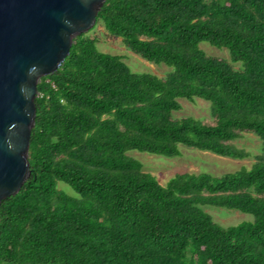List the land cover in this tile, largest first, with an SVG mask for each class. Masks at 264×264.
<instances>
[{
    "label": "trees",
    "instance_id": "1",
    "mask_svg": "<svg viewBox=\"0 0 264 264\" xmlns=\"http://www.w3.org/2000/svg\"><path fill=\"white\" fill-rule=\"evenodd\" d=\"M98 21L171 71L132 73L88 34L72 40L36 85L30 173L0 202V264H264V0H104ZM194 98L208 102L209 123L171 116ZM243 132L260 154L218 176L183 172L160 185L126 154L175 157L182 146L240 160L248 154L232 141ZM199 206L252 220L222 227Z\"/></svg>",
    "mask_w": 264,
    "mask_h": 264
},
{
    "label": "water",
    "instance_id": "2",
    "mask_svg": "<svg viewBox=\"0 0 264 264\" xmlns=\"http://www.w3.org/2000/svg\"><path fill=\"white\" fill-rule=\"evenodd\" d=\"M104 0H0V202L29 176L36 85L94 25Z\"/></svg>",
    "mask_w": 264,
    "mask_h": 264
},
{
    "label": "rangeland",
    "instance_id": "3",
    "mask_svg": "<svg viewBox=\"0 0 264 264\" xmlns=\"http://www.w3.org/2000/svg\"><path fill=\"white\" fill-rule=\"evenodd\" d=\"M86 34L95 38V47L102 53L117 55L132 73H148L156 77H164L171 71V68L164 64H152L138 55L133 54L124 47L120 38L111 37L104 30L102 23L98 21ZM198 48L210 57H217L229 61L228 52L225 49H218L210 46L206 42L198 44ZM233 68H239L240 64H231ZM180 110L172 112L173 118L190 116L204 122H210L209 104L206 101L194 98L192 101L178 99ZM232 144L244 150L248 157L244 159H230L220 157L206 151H199L191 148L179 146L180 154L175 157H163L160 155H150L136 151H128L126 154L140 162L142 171L155 177L160 185L177 173H200L206 172L213 176L223 173H233L240 170H247L254 161V157L260 154V140L252 133L243 132L239 138L232 141ZM57 188L66 194L74 196L73 191L65 184L58 182ZM207 213L212 221L222 227L233 226L241 221H250L252 216L234 210L224 208L199 206Z\"/></svg>",
    "mask_w": 264,
    "mask_h": 264
}]
</instances>
